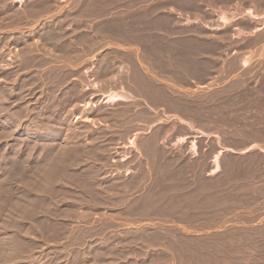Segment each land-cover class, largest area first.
Segmentation results:
<instances>
[{
  "label": "rangeland",
  "instance_id": "374dc122",
  "mask_svg": "<svg viewBox=\"0 0 264 264\" xmlns=\"http://www.w3.org/2000/svg\"><path fill=\"white\" fill-rule=\"evenodd\" d=\"M14 1L0 0V264H165L158 247L199 215L159 188L189 178L178 167H208L211 150L189 159L158 143L182 125H148L164 117L143 102L148 30L195 21L199 39L244 49L264 41V0ZM229 66L224 89L208 102L200 88L186 110L237 139L251 87L264 121V57L246 79Z\"/></svg>",
  "mask_w": 264,
  "mask_h": 264
},
{
  "label": "crops",
  "instance_id": "0c3cea01",
  "mask_svg": "<svg viewBox=\"0 0 264 264\" xmlns=\"http://www.w3.org/2000/svg\"><path fill=\"white\" fill-rule=\"evenodd\" d=\"M193 23L172 22L149 29L158 38H152L149 50H144V61L150 64L145 65L143 102L148 110L164 116L148 125L176 122L185 128L172 140L158 143L183 145L189 159L211 150L208 167H178L174 174L189 178L159 188L170 192L169 205L199 215V226L184 225L173 235L178 240L175 248L160 245L158 249L168 258L165 264H264V121L253 117L259 110L257 95L262 88L249 90L245 99L248 117L240 122L237 139L226 137L223 123L213 125L209 112L204 129L186 110L200 88L206 87L208 102L213 90L224 89L231 75L230 62L235 63L239 77L246 79L253 63L264 57L259 54L264 41L229 49L231 40L199 39ZM157 62L165 63L164 73L152 65ZM200 70L205 72L204 80Z\"/></svg>",
  "mask_w": 264,
  "mask_h": 264
},
{
  "label": "bare ground",
  "instance_id": "6f19581e",
  "mask_svg": "<svg viewBox=\"0 0 264 264\" xmlns=\"http://www.w3.org/2000/svg\"><path fill=\"white\" fill-rule=\"evenodd\" d=\"M23 0H15L14 3L15 4H21ZM36 8V7H35ZM225 17V16H224ZM223 17V18H224ZM248 61V60H247ZM143 86V85H142ZM121 90V89H120ZM129 95V94H128ZM107 101L109 102H114V101H117V100H121L122 98H124L125 96L122 94V93H116V92H112L110 94H107ZM216 157V156H215Z\"/></svg>",
  "mask_w": 264,
  "mask_h": 264
}]
</instances>
